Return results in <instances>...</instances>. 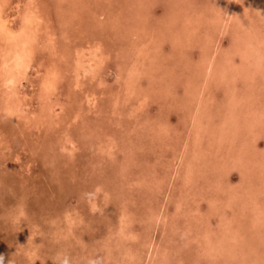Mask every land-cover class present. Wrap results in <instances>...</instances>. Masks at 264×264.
<instances>
[{"label":"rangeland","instance_id":"obj_1","mask_svg":"<svg viewBox=\"0 0 264 264\" xmlns=\"http://www.w3.org/2000/svg\"><path fill=\"white\" fill-rule=\"evenodd\" d=\"M230 2L0 0L3 264L264 257V1Z\"/></svg>","mask_w":264,"mask_h":264},{"label":"bare ground","instance_id":"obj_2","mask_svg":"<svg viewBox=\"0 0 264 264\" xmlns=\"http://www.w3.org/2000/svg\"><path fill=\"white\" fill-rule=\"evenodd\" d=\"M263 1H264V0H263ZM1 2H2V1H1ZM258 2H259V1H258ZM2 3H3V2H2ZM38 3H39V2H38ZM230 3H231V5H232L233 0H231ZM4 4H5V3H4ZM250 4H251V3H250ZM250 4L248 5L249 7L251 6ZM259 4H260V2H259ZM29 5H30V4H29ZM263 5H264V4H263ZM5 6H6V5H5ZM59 6H60V5H59ZM257 6H258V4H257ZM259 6H260V5H259ZM36 7H37V6H35V8H36ZM241 7H242V5H241ZM249 7H248V8H249ZM4 8H5V7H3V9H4ZM30 8H31V7H30ZM30 8H29V9H30ZM60 8H61V7H60ZM60 8H59V9H60ZM251 8H252V6H251ZM0 9H2V8H0ZM25 9H26V8H25ZM252 9H253V8H252ZM31 10L34 11L33 8H32ZM36 10H37V9H36ZM36 10H35V12H36ZM214 10L217 11V14H221L220 19H219V26H218V27L220 28V30H221V27H220V26L225 25V24H226L225 22H227L228 19H227V21H226V19L224 18L226 15L223 16V15H224V13H223V10H224V9H222V8H220V7H219V8H218V7H214ZM242 10H243V9H242ZM143 11H144V10H143ZM260 11L262 12V10H260ZM24 12H25V11H24ZM261 12H260V13H261ZM47 13H48V12H47ZM92 13H93V12H92ZM142 13H144V12H142ZM250 13H251V11H250ZM263 13H264V12H263ZM248 14H249V12H248ZM261 14H262V13H261ZM156 15H157V14H156ZM164 15H165V14H164ZM164 15H163V16H164ZM251 15H252V13H251ZM0 16H1V15H0ZM49 16H50V15H49ZM160 16H162V15H160ZM163 16H162V17H163ZM252 16H253V15H252ZM263 16H264V15H263ZM263 16H262V17H263ZM5 17H6V16H5ZM165 17H166V16H165ZM6 18H7V17H6ZM34 18H36V17H34ZM154 18H155V17H154ZM187 18H188V17H187ZM211 18H212V17H211ZM1 19H2V18H1ZM144 19H145V18H144ZM148 19H149V18H148ZM155 19H156V18H155ZM172 19H173V18H172ZM209 19H210V18H209ZM209 19H208V20H209ZM252 19H253V17H252ZM6 20H7V19H6ZM36 20H37V19H36ZM151 20H154V19L151 18ZM157 20H159V19H157ZM229 20H230V19H229ZM243 20H245V19H243ZM254 20H256V19H254ZM4 21H5V19H4ZM37 21H38V20H37ZM39 21H40V20H39ZM39 21H38V22H39ZM142 21H143V19H142ZM148 21H150V20H148ZM160 21H161V20H159V23H160ZM235 21H236V18H235ZM241 21H242V20H241ZM0 22H1V21H0ZM25 22H26V21H25ZM25 22H24V23H25ZM40 22H41V21H40ZM42 22H43V21H42ZM140 22H141V21H140ZM151 22H152V21H151ZM151 22H150V23H151ZM155 22H156V21H155ZM171 22H172V21H171ZM230 22H231V21H230ZM239 22H240V21H239ZM248 22H249V21H248ZM257 22H258V20H257ZM20 23H21V22H20ZM22 23H23V22H22ZM22 23H21V24H22ZM49 23L52 24V22H49ZM153 23H154V22H152V25H154ZM156 23H157V22H156ZM21 24H20V25H21ZM46 24H47V23H46ZM51 24H50V25H51ZM134 24H135V23H134ZM134 24H133V25H134ZM139 24H140V23H139ZM139 24H138V26H139ZM143 24H144V23H143ZM148 24H149V23H148ZM157 24H158V23H157ZM157 24H156V25H157ZM160 24L162 25V22H161ZM164 24H165V23H164ZM205 24H206V23H205ZM205 24L203 23V25H205ZM2 25H3V24H2ZM20 25H19V26H20ZM24 25H25V24H24ZM34 25H35V24H34ZM36 25H37V23H36ZM36 25H35V26H36ZM131 25H132V24H131ZM145 25H146V24H145ZM199 25H200V24H199ZM227 25H228V24H227ZM227 25H226V26H227ZM234 25H235V24H234ZM35 26H34V27H35ZM201 26H202V25H201ZM232 26H233V25H232ZM235 26H236V25H235ZM251 26H252V25H251ZM7 27H8V26H7ZM44 27H45L44 31H46L45 23H44ZM158 27H160V25H159ZM229 27H230V26H229ZM252 27H253V26H252ZM3 28H4V27H3ZM8 28H9V27H8ZM20 28H21V26H20ZM134 28L136 29L137 27H135V25H134ZM134 28H133V29H134ZM161 28H163V26H162ZM207 28H208V27H207ZM224 28H225V27H224ZM226 28H227V27H226ZM235 28H236V27H235ZM262 28H264V27H262ZM5 29H6V27H5ZM9 29H10V28H9ZM9 29H7V30H9ZM16 29H17V28H16ZM32 29H33V28H32ZM51 29H52V28H51ZM135 29H134V32H135ZM200 29H201V28H199V30H200ZM202 29H204V28H202ZM229 29H230V28H229ZM240 29H241V28H240ZM259 29H260V28H259ZM259 29H257V30H259ZM7 30H5V31H7ZM18 30H19V29H18ZM25 30H26V28H25ZM28 30H29V28H28ZM33 30H34V29H33ZM36 30H37V29H36ZM39 30H40V29H39ZM106 30H107V29H106ZM137 30L140 32V29L137 28ZM230 30H231V29H230ZM233 30H234V29H233ZM236 30H237V29H236ZM26 31H27V30H26ZM52 31H53V30H51V32H52ZM132 31H133V30H132ZM132 31H131V32H132ZM138 31H137V33H138ZM205 31H206V28H205ZM221 31H222V30H221ZM228 31H229V30H228ZM260 31H261V30H260ZM22 32H23V31H22ZM28 32H29V31H28ZM36 32H37V31H36ZM39 32H41V31H39ZM42 32H43V31H42ZM46 32L48 33L49 31H46ZM224 32H225V31H224ZM4 33H5V32H4ZM4 33H3V34H4ZM8 33H9V32H8ZM8 33H7V34H8ZM29 33H30V32H29ZM29 33H28V34H29ZM47 33H46V34H47ZM53 33H54V32H53ZM205 33H206V32H205ZM205 33H204V34H205ZM209 33H210V32H209ZM209 33H208V35H209ZM211 33H212V32H211ZM244 33H245V32H244ZM253 33H254V32H253ZM32 34H33V32H32ZM34 34H35V33H34ZM44 34H45V33H44ZM131 34H132V33H131ZM138 34H139V33H138ZM201 34H202V33H201ZM218 34H219V33H218ZM222 34H223V33H222ZM257 34H258V33H257ZM11 35H12V34H11ZM15 35H16V34H15ZM17 35H18V34H17ZM17 35H16V36H17ZM25 35H26V32H25ZM25 35H24V36H25ZM29 35H30V34H29ZM39 35H40V34H39ZM57 35H58V34H57ZM211 35H212V34H211ZM219 35H220V34H219ZM253 35H254V34H253ZM259 35H260V34H259ZM261 35H262V33H261ZM20 36H21V37H20ZM22 36H23V35H20V34H19V37H20V38H22ZM205 36H207V35H205ZM205 36H204V37H205ZM214 36H215V35H214ZM222 36H223V35H222ZM222 36H221V37H222ZM8 37H9V36H8ZM25 37H26V36H25ZM29 37H31V35H30ZM34 37H35V36H34ZM56 37H57V36H56ZM259 37H261V36H259ZM9 38H10V37H9ZM27 38H28V36H27ZM38 38H39V37H38ZM41 38H44V35H43V37H41ZM131 38H132V37H131ZM210 38H211V36H210ZM11 39H12V38H11ZM11 39H10V40H11ZM15 39H16V38H15ZM23 39H24V37H23ZM34 39H35V38H34ZM36 39H37V38H36ZM55 39H56V38H55ZM55 39H54V40H55ZM97 39H98V38H97ZM136 39H137V38H136ZM219 39H220V38H219ZM16 40H17V39H16ZM37 40H38V39H37ZM43 40H44V39H43ZM57 40H58V39H57ZM133 40H135V39H133ZM140 40H141V39H140ZM163 40H164V39H163ZM214 40H216V39H214ZM220 40H222V39H220ZM220 40H218V41H220ZM7 41H8V40H7ZM19 41H20V39H19ZM21 41H22V40H21ZM32 41H34V40H32ZM38 41H39V40H38ZM41 41H42V40H41ZM50 41H51V40H50ZM101 41H102V39H101ZM131 41H132V40H131ZM136 41H137V40H136ZM169 41H170V40H169ZM171 41H172V40H171ZM207 41H208V40H207ZM218 41H217V42H218ZM165 42H166V41H164V43H165ZM22 43H23V42H22ZM41 43H42V42H41ZM56 43H57V41H56ZM101 43H102V42H101ZM225 43H226V42H225ZM59 44H61V42H59ZM65 44H66V43H65ZM208 44H209V43H208ZM208 44H207V45H208ZM215 44H216V43H215ZM223 44H224V42H223ZM41 45H42V44H41ZM135 45H136V44H135ZM173 45L176 46V44H173ZM216 45H217V44H216ZM2 46H3V45H2ZM5 46H6V45H5ZM5 46H3V47H5ZM17 46H19V45H17ZM36 46H37V45H36ZM42 46H44V45H42ZM45 46H46V45H45ZM50 46H51V45H50ZM170 46L172 47V44H170ZM175 46H174V47H175ZM221 46H222V45H221ZM226 46H227V45H226ZM226 46H225V47H226ZM3 47H2V48H3ZM61 47H62V46H61ZM213 47H214V46H213ZM232 47H233V46H232ZM0 48H1V46H0ZM39 48H40V47H39ZM56 48H57V47H56ZM100 48H101V47H100ZM131 48H132V47H131ZM134 48H136V47H134ZM160 48H161V47H160ZM222 48H224V46H222ZM41 49H42V47H41ZM84 49H85V48H84ZM132 49H133V48H132ZM230 49H231V48H230ZM230 49H227L226 51H230ZM233 49H234V48H233ZM6 50H7V49H6ZM18 50H19V49H18ZM20 50H22V49H20ZM45 50H46V48H45ZM222 50H223V49H222ZM234 50H235V49H234ZM39 51H40V49H39ZM54 51H55V49H54ZM66 51H67V50H66ZM224 51H225V50H224ZM224 51H223V52H224ZM242 51H243V50H242ZM244 51H245V50H244ZM1 52H2V51H1ZM17 52H19V51H17ZM20 52H22V51H20ZM20 52H19V53H20ZM40 52H42V50H41ZM56 52H57V51H56ZM56 52H54V53H56ZM67 52H68V51H67ZM237 52H238V51H237ZM245 52H246V51H245ZM2 53L4 54V51H3ZM28 53H29V51H28ZM138 53H139V52H138ZM212 53H213V52H212ZM232 53H233V52H232ZM232 53H231V54H232ZM247 53H248V52H247ZM3 54H2V55L0 54V55L3 56ZM6 54H7V51H6ZM6 54H4V55L7 56ZM25 54H26V53H25ZM25 54H23V55L21 56L20 54L17 53V57H16V59L18 60V62H16V65H17V66H21V67H23V65H22V64L24 63V62H23V58H24V57L26 58V55H25ZM105 54H106V53H105ZM135 54H136V53H135ZM209 54H210V53H209ZM218 54H219V53H218ZM52 55H53V54H52ZM57 55H58V54H57ZM57 55H56V56H57ZM59 55H60V54H59ZM78 55H79V54H78ZM123 55H124V57H126L125 54H123ZM212 55H213V54H212ZM233 55H234V54H233ZM8 56H9V53H8ZM53 56H54V55H53ZM121 56H122V55H121ZM205 56H206V55H205ZM214 56H215V55H214ZM222 56H223V55H222ZM225 56H227V55H225ZM229 56H231V55H229ZM203 57H204V56H203ZM223 57H224V56H223ZM20 58H21V60H20ZM55 58H56V57H55ZM57 58H60V57H57ZM120 58H121V57H120ZM131 58H132V56H131ZM137 58H138V57H137ZM141 58H142V57H141ZM5 59H6V58H5ZM9 59H10V58H9ZM66 59H67V58H66ZM138 59H139V58H138ZM212 59H213V58H212ZM222 59H223V58H222ZM228 59H229V57H228ZM231 59H233V58H231ZM51 60H52V58H51ZM1 61H2V59H1ZM1 61H0V62H1ZM228 61H229V60H228ZM30 62H31V61H30ZM150 62H151V60H150ZM36 63H37V62H36ZM134 63H135V62H134ZM192 63H193V62H192ZM210 63H211V62H210ZM214 63H215V61H214ZM220 63H221V62H220ZM243 63H244V62H243ZM1 64H2V62H1ZM1 64H0V65H1ZM215 64H216V63H215ZM221 64H222V63H221ZM221 64H219V66H222ZM223 64H224V63H223ZM9 65H10V64H9ZM11 65H13V64H11ZM11 65H10V66H11ZM16 65H15V66H16ZM143 65H144V64H143ZM235 65H236V64H235ZM243 65H244V64H243ZM1 66H2V65H1ZM1 66H0V67H1ZM28 66H29V65H28ZM92 66H93V65H92ZM152 66H153V65H152ZM212 66H213V65H212ZM212 66H211V67H212ZM219 66H218V68H219ZM223 66H224V65H223ZM226 66H227V65H226ZM244 66H245V65H244ZM2 67H4V66H2ZM21 67H20V68H21ZM85 67H86V66H85ZM90 67H91V66H90ZM231 67H233V65H231L230 68H231ZM234 67H235V66H234ZM234 67L232 68L233 70H234ZM4 68H5V67H4ZM24 68H25V67H24ZM77 68H78V67H77ZM83 68H84V66H83ZM86 68H88V67H86ZM224 68H226V67H224ZM65 69H66V67H65ZM219 69H221V67H220ZM253 69H254V68H253ZM263 69H264V68H263ZM0 70H1V69H0ZM95 70H96V68H95ZM100 70H101V69H100ZM206 70H207V69H206ZM208 70H209V68H208ZM214 70H215V69H214ZM228 70H229V67H228ZM239 70H240V69H239ZM251 70H252V69H251ZM39 71H40V70H39ZM97 71H98V70H97ZM245 71H246V70H245ZM247 71H248V70H247ZM253 71H256V70H253ZM2 72H3V71H2ZM4 72H5V71H4ZM14 72H15V70H14ZM72 72H73V71H72ZM89 72L91 73V71H89ZM251 72H252V71H251ZM258 72H259V71H258ZM258 72H257V73H258ZM261 72H262V71H261ZM6 73H8V72L6 71ZM6 73H4V74H6ZM47 73H48V72H47ZM80 73H81V72H80ZM216 73H217V72H216ZM232 73H234V72H232ZM247 73H248V72H247ZM1 74H2V73H1ZM1 74H0V75H1ZM220 74H221V73L219 72V75H218V76H220ZM222 74H224V73H222ZM45 75H46V74H45ZM50 75H51V73H50ZM80 75H82V74H80ZM229 75H231V74H229ZM244 75H245V74H244ZM251 75H252V74H251ZM253 75H254V74H253ZM5 76H7V75H5ZM8 76L10 77V75H8ZM52 76H53V75H52ZM225 76H226V75H225ZM249 76H250V74H249ZM259 76H261V75H259ZM2 77H3V76H2ZM15 77H16V76H15ZM15 77H14V78H15ZM232 77H233V76L230 77V80L233 79ZM243 77H244V76H243ZM247 77H248V76H247ZM250 77H251L252 79H254L252 76H250ZM47 78H48V77H47ZM47 78H46V80H47ZM220 78L222 79V77H220ZM255 78H256V77H255ZM257 78H258V77H257ZM260 78H262V77H260ZM263 78H264V77H263ZM8 79H9V78H8ZM12 79H13V77H12ZM21 79H22V78H21ZM78 79H79V77H78ZM223 79H224V77H223ZM241 79H242V78H241ZM50 80H51V79H50ZM54 80H55V79H54ZM237 80H238V79H237ZM256 80H257V79H256ZM260 80H261V79H260ZM263 80H264V79H263ZM51 81H53V80H51ZM204 81H205V80H204ZM219 81H220V80H219ZM228 81H229V78H228ZM233 81H234V79H233ZM249 81H250V80H249ZM261 81H262V80H261ZM1 82H2V81H1ZM41 82H42V81H41ZM45 82H46V81H45ZM55 82H56V81H55ZM202 82H203V81H202ZM226 82H227V81H226ZM226 82H225V83H226ZM229 82H230V81H229ZM229 82H228V83H229ZM231 82H232V81H231ZM250 82H251V81H250ZM7 83H8V82H7ZM19 83H20V82L18 81L17 84H19ZM39 83H40V82H39ZM47 83H48V82H47ZM225 83H224V84H225ZM244 83H245V82H244ZM251 83H252V82H251ZM257 83H258V82H257ZM259 83H260V82H259ZM259 83H258V84H259ZM10 84H11V83H10ZM252 84H253V83H252ZM6 85H7V84H6ZM11 85H12V84H11ZM15 85H16V84H15ZM38 85L40 86V84H38ZM44 85H45V83H44ZM227 85H228V84H227ZM232 85L234 86V83H232ZM241 85H243V84H241ZM256 85H257V84H256ZM18 86H19V85H18ZM243 86H244V85H243ZM243 86H242V87H243ZM6 87H7V86H6ZM219 87H220V86H219ZM225 87H226V86H225ZM228 87H230V86H228ZM228 87H227V89H228ZM259 87H260V86H259ZM9 88H10V87H9ZM39 88H40V87H39ZM54 88H55V87H54ZM231 88H232V87H230V89H231ZM10 89H11V88H10ZM14 89H15V88H14ZM45 89H46V88H45ZM201 89H202V88H201ZM207 89H208V88H207ZM216 89H217V87H216ZM233 89H234V88H233ZM252 89H253V88H252ZM221 90H223V89H221ZM8 91H9V90H8ZM48 91H49V90H48ZM53 91H54V90H53ZM216 91H217V90H216ZM230 91H231V90H230ZM232 91H233V90H232ZM232 91H231V92H232ZM213 92H214V91H213ZM218 92H219V90H218ZM220 92H221V91H220ZM226 92H227V91H226ZM235 92H236V91H235ZM244 92H245V90H244ZM249 92H250V89H249ZM38 93H39V92H38ZM232 93H233V92H232ZM236 93H237V92H236ZM239 93H240V91H239ZM242 93H243V91H242ZM246 93H248V92H246ZM220 94H221V93H220ZM230 94H231V93H230ZM237 94H238V93H237ZM244 94H245V93H244ZM213 95H214V94H213ZM222 95H223V91H222ZM225 95H226V94H225ZM233 95H234V94H233ZM250 95H251V94H250ZM35 96H36V95H35ZM39 96H40V95H39ZM217 96H218V93H217ZM226 96H227V95H226ZM24 97H25V96H24ZM214 97H216V96H214ZM220 97H221V96H220ZM222 97H224V96H222ZM229 97H230V96H228V98H229ZM246 97H247V96H246ZM197 98H198V96H197ZM218 98H219V97H218ZM228 98H227V99H228ZM230 98H232V96H231ZM230 98H229V99H230ZM198 99H199V98H198ZM208 99H209V98H208ZM216 99H217V98H216ZM221 99H222V98L219 99L220 102L222 101ZM223 99H224V98H223ZM246 99H247V98H246ZM165 100H166V99H165ZM233 100H234V98H232V101H233ZM247 100H248V99H247ZM17 101H18V100H17ZM162 101H163V100H162ZM223 101H224V100H223ZM242 101H243V100H242ZM217 102H218V101H217ZM217 102H216V103H217ZM20 103H21V102H20ZM164 103H165V102H164ZM176 103H177V102H176ZM216 103H214V104H216ZM228 103H229V101H228ZM230 103H231V102H230ZM165 104H166V103H165ZM223 104H224V103H223ZM250 104H251V103H250ZM12 105H14L12 102H10V103L8 102V108L12 109V108H13ZM189 105H190V103H189ZM224 105H225V104H224ZM229 105H230V104H229ZM236 105H237V104H236ZM166 106H167V105H166ZM242 106H243V105H242ZM251 106H252V105H251ZM186 107L188 108V106H186ZM193 107H194V106H193ZM222 107H223V106H222ZM235 107H236V106H235ZM235 107H234V108H235ZM253 107H255V106H253ZM211 108H212V107H211ZM220 108H221V107H220ZM227 108H228V107H227ZM218 109H219V108H218ZM228 109H229V108H228ZM5 110H6V109H5ZM18 110H19V109H18ZM224 110H225V109H224ZM20 111H21V110H20ZM229 111H230V110H229ZM254 111H255V110H254ZM221 112H222V111H221ZM221 112H220V113H221ZM10 113H11V112H10ZM185 113H188V112H185ZM203 113H204V112H203ZM225 113H226V111H225ZM225 113H224V114H225ZM21 114H22V113H21ZM252 114H253V113H252ZM254 114H255V113H254ZM32 115H33V114H32ZM218 115H219V114H218ZM218 115H217V117H218ZM236 115H237V114H236ZM187 116H188V115H187ZM254 116H255V115H254ZM254 116H252V117H254ZM32 117H33V116H32ZM188 117H189V116H188ZM237 117H238V116H237ZM256 117H257V116H256ZM218 118H219V117H218ZM263 118H264V117H263ZM208 120H210V119H208ZM217 120H218V119H217ZM214 121H216V120H214ZM195 123H196V122H195ZM254 123H255V122H254ZM220 124H221V123H220ZM220 124H219V126H220ZM263 125H264V124H263ZM199 127H200V126H199ZM213 127H214V126H213ZM260 127H261V126H260ZM262 127H263V126H262ZM156 129H157V128H156ZM200 129H201V128H200ZM214 129H215V128H214ZM220 130H221V129H220ZM200 131H201V130H200ZM215 131H216V130H215ZM200 133H201V132H200ZM153 134H154V133H153ZM154 135H155V134H154ZM186 135H187V134H186ZM216 135H217V134H216ZM164 136H165V135H164ZM262 136H263V134H262ZM151 137H152V136H151ZM157 137H158V136H157ZM217 137H218V136H217ZM263 137H264V136H263ZM185 139H186V138H185ZM157 140H158V139H157ZM252 140H253V139H252ZM153 142H154V141H153ZM251 143H252V142H251ZM101 145H102V143H101ZM102 146H103V145H102ZM169 146H170V145H169ZM172 146H173V143H172ZM166 147H168V146H166ZM100 148H101V147H100ZM170 149H171V148H170ZM134 152H135V151H134ZM179 155H180V154H179ZM165 157H166V156H165ZM230 157H231V156H230ZM173 158H174V157H173ZM163 159H164V158H163ZM167 159H168V158H167ZM238 159H239V158H238ZM248 161H249V160H248ZM161 162H162V161H161ZM240 164L242 165V163H240ZM159 165H160V164H159ZM175 165H176V164H175ZM156 166H157V165H156ZM159 167H160V166H159ZM166 167H167V166H166ZM254 168H255V166H254ZM154 169H155V168H154ZM158 169H159V168H158ZM206 169H207V168H206ZM254 170H255V169H254ZM201 172H202V171H201ZM257 172H258V171H257ZM260 174H261V173H260ZM263 177H264V176H263ZM161 178H162V177H161ZM168 180H169V179H168ZM262 183H263V182H262ZM143 184H144V183H143ZM98 191H99V190H98ZM239 193H240V192H239ZM258 195H259V194H258ZM258 195H257V196H258ZM263 195H264V194H263ZM251 196H252V195H251ZM245 197H246V196H245ZM255 197H256V196H255ZM262 197H264V196H262ZM253 199H254V198H253ZM254 200H255V199H254ZM256 200H257V199H256ZM262 200H263V198H262ZM241 202H243V205H242V208H241V209H242V211H244V209H245L248 205H250V204H248V202H247L246 199H242ZM263 203H264V202H263ZM120 204H121V203H120ZM95 205H96V204H95ZM101 207H102V206H101ZM250 207H251V209H253V211H254V215H256L255 217H257L258 219H260L259 216H261V215L264 213V210H261L260 208H259L260 210H257V208H258V204H257V203H255V206H254V204L251 203ZM254 209H255V210H254ZM106 210H107V209H106ZM193 212H194V211H193ZM223 212H224V211H223ZM106 213H107V212H106ZM188 213H190V212H188ZM193 216H194V215H193ZM194 217H195V216H194ZM187 220H188V219H187ZM261 220H262V219H261ZM189 221H190V220H189ZM257 221H259V220H257ZM227 226H228V225H227ZM236 227H237V226H236ZM261 227H262V226H261ZM239 228H240V227H239ZM241 228H242V227H241ZM261 229H262V228H261ZM261 232H264V231L262 230ZM235 239H236V238H235ZM261 243H262V242H261ZM261 243H260V244H261ZM144 246H145V245H144ZM216 246H218V245H216ZM260 246H261V245H260ZM262 246H263V245H262ZM146 250H147V251H150V250H148V249H146ZM245 250H247V249H245ZM261 250H262V249L260 248L259 250L257 249V251L254 252L255 254H254V253H251L253 256L251 255L252 257H250L251 259H249V261H248V259H246V260H247L246 263H248V264H264V257H262L261 254H258V251H261ZM107 252H108V251H107ZM209 252H210V251H209ZM209 252H208V254H209ZM210 253H211V252H210ZM245 253H246V252H245ZM107 254H108V253H107ZM109 255H110V254H109ZM129 255H130V254H129ZM204 255H205V254H204ZM244 255H245L246 257L249 256V255H247V253L244 254ZM130 256H131V255H130ZM227 256H228V255H227ZM205 257H206V256H205ZM73 258H74V257H73ZM241 258H242V257H241ZM244 258H245V257H244ZM86 259H87V258H86ZM73 260H74V259H73ZM209 260H211V259H209ZM240 260H241V259H240ZM128 261H129V260H128ZM131 261H132V260H131ZM227 261H229V260H227ZM213 262H214V261H213ZM235 262H236V261H235ZM217 263H218V262H217ZM220 263H221V262H220ZM220 263H219V264H220ZM244 263H245V262H244V260H243V264H244ZM214 264H215V263H214ZM224 264H225V263H224ZM226 264H227V263H226ZM238 264H239V263H238ZM240 264H241V263H240Z\"/></svg>","mask_w":264,"mask_h":264},{"label":"clouds","instance_id":"obj_3","mask_svg":"<svg viewBox=\"0 0 264 264\" xmlns=\"http://www.w3.org/2000/svg\"><path fill=\"white\" fill-rule=\"evenodd\" d=\"M0 264H3V258L0 257ZM60 264H69V261L67 259V257H64L61 261H60ZM91 264H95V262H91Z\"/></svg>","mask_w":264,"mask_h":264}]
</instances>
